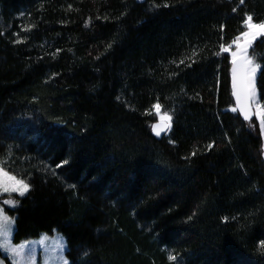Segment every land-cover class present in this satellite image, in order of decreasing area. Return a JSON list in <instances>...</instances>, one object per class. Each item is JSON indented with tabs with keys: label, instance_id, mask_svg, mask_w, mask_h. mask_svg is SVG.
Segmentation results:
<instances>
[{
	"label": "trees",
	"instance_id": "16d2710c",
	"mask_svg": "<svg viewBox=\"0 0 264 264\" xmlns=\"http://www.w3.org/2000/svg\"><path fill=\"white\" fill-rule=\"evenodd\" d=\"M245 12L264 0H0V158L31 185L15 244L57 230L70 264H264L263 137L227 111L215 55ZM250 56L264 71V38Z\"/></svg>",
	"mask_w": 264,
	"mask_h": 264
},
{
	"label": "snow or ice",
	"instance_id": "6c2138e0",
	"mask_svg": "<svg viewBox=\"0 0 264 264\" xmlns=\"http://www.w3.org/2000/svg\"><path fill=\"white\" fill-rule=\"evenodd\" d=\"M245 0H239V5H244ZM154 7H159L154 5ZM163 7L167 8V3L163 4ZM236 11V8H233ZM23 31H29L28 28H24ZM18 36L19 33H16ZM264 37V20H257L250 13L245 12L242 19V30L236 35L228 44H219L218 51L215 53L219 56L221 53H228L231 56V86L232 95L235 98V106L231 107L227 111L231 113H239L243 117L244 121L252 122L255 116L259 122V129L261 133H264V103L258 98L257 90V76L258 73L264 78V71L262 66L257 63L255 59L250 58L249 49L252 48L254 41L258 38ZM16 43H24V40L17 39ZM111 47V44L108 46ZM234 49V50H233ZM196 53H193V57ZM193 57H189V62L186 64L185 59L172 61L177 67L185 65L187 68H191L196 60ZM154 114L158 118V122L152 125V130L157 136L162 131H169L172 127V115L170 112L162 111L163 105L159 101L152 105ZM254 126V125H253ZM213 145H207L208 149H211ZM191 155L194 157L196 152L193 151ZM11 157V148L8 149V156L0 158V196L7 194L6 199H3L2 204L7 205L10 208H16L18 201L12 199V194H17L19 197H24L26 193L31 190V185L23 176L12 174L8 170V161ZM187 159V157H186ZM64 164L68 161L64 160ZM74 187V185H69ZM191 219V217H189ZM227 218H225L226 220ZM15 221L10 219L5 214L4 209L0 207V250H2L6 256L0 259V264H4V260L9 256L11 257L13 264H35V250L31 249L26 244H21L18 247L11 243V234ZM43 243V241H41ZM258 251L261 255H264V240H261L258 244ZM61 259V264H69V261L64 258ZM170 264H183L182 258H178L177 254L170 253L168 256ZM46 264H51V259L46 258Z\"/></svg>",
	"mask_w": 264,
	"mask_h": 264
},
{
	"label": "rangeland",
	"instance_id": "374dc122",
	"mask_svg": "<svg viewBox=\"0 0 264 264\" xmlns=\"http://www.w3.org/2000/svg\"><path fill=\"white\" fill-rule=\"evenodd\" d=\"M262 38L264 37L258 38L256 41H254L253 45ZM250 50L251 48L249 49V56H250ZM257 79H258V76H257ZM257 90H258V87H257ZM258 98L260 99L259 91H258ZM170 130L167 131L166 135H168ZM261 134L263 137V148L262 149H263V154H264V133H261ZM27 194L28 193H26V195ZM14 197H19V196L14 193L12 194L11 198L15 200ZM6 198H8L7 194H4V196H0V207L4 209L5 214H7L10 219H13L15 221L13 225V229H12V234H11V243L17 247L21 244H26L31 249H34L35 250V264H46V258L51 259V264H61L60 258H64L68 260L67 255H66L68 251L67 240L57 230H55L53 233H43L38 238L26 240L19 244H15L13 241V238H14L15 229H16V218L11 216V214L7 211V209H14V208H10L9 206L2 204L3 199H6ZM19 198H23V197H19ZM41 241H43V243H41ZM5 256L6 254L2 250H0V259L4 258ZM4 264H13V261L10 256L4 260ZM69 264H70V261H69Z\"/></svg>",
	"mask_w": 264,
	"mask_h": 264
},
{
	"label": "water",
	"instance_id": "95a60500",
	"mask_svg": "<svg viewBox=\"0 0 264 264\" xmlns=\"http://www.w3.org/2000/svg\"><path fill=\"white\" fill-rule=\"evenodd\" d=\"M137 1H139V2H145L146 0H137ZM231 67H232V65H231ZM166 133H167V131H162L161 134H160L159 136H157V135L155 134V132L153 131V134L155 135L156 138H161V137L164 136Z\"/></svg>",
	"mask_w": 264,
	"mask_h": 264
}]
</instances>
